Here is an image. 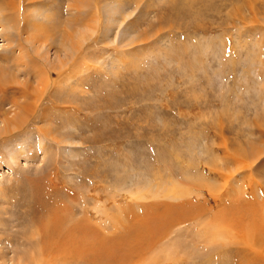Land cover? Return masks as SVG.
I'll use <instances>...</instances> for the list:
<instances>
[{"label": "rangeland", "instance_id": "374dc122", "mask_svg": "<svg viewBox=\"0 0 264 264\" xmlns=\"http://www.w3.org/2000/svg\"><path fill=\"white\" fill-rule=\"evenodd\" d=\"M72 5L23 0L0 28L7 85L38 81L5 55L46 52L55 83L51 113L0 139V264H264V0ZM62 206L83 249L45 259Z\"/></svg>", "mask_w": 264, "mask_h": 264}, {"label": "bare ground", "instance_id": "6f19581e", "mask_svg": "<svg viewBox=\"0 0 264 264\" xmlns=\"http://www.w3.org/2000/svg\"><path fill=\"white\" fill-rule=\"evenodd\" d=\"M83 1L84 0H71V2H73V5H72L73 8L72 9L74 10V12H75L77 17L81 16L80 14H81V8L83 7ZM17 2H18V0H0V8H1L0 10H2V11L3 10H7V13H9L8 11H10L11 13L12 12L15 13L16 11H19V7H20V5L23 4V0H19V5L17 4ZM14 13H12L10 15L8 14L9 16H7V17H5L4 14L3 15L0 14V21H1L0 22V28H2L3 30L5 29L6 24H3V22L5 23V21L7 23H9V25H10V23H12V24L18 23L16 18H15V16H14ZM48 18L52 19V17H48ZM71 18L73 19V16ZM74 18H75V16H74ZM76 20H77V18H76ZM67 21L70 22V20H66V25L68 24ZM70 23H72V21ZM26 24H24L23 27H25L24 31L26 30L28 32L29 31V28H28L29 26H27L28 24L27 25ZM35 25L37 26V24H35ZM36 28L41 33V31H42L41 28H38V27H36ZM12 29H13V27H12ZM33 30L34 29H32V31ZM20 31L23 32V29L21 27H20ZM30 31H31V29H30ZM2 34L4 36H6V37L8 36V34H5V33H2ZM34 34H36V33H34ZM39 35L41 36V34H39ZM36 36L38 38L40 37L37 34H36ZM11 37H12V35H11ZM8 40H9L10 44H12L14 42L10 38H8ZM29 40L31 41L32 39L29 38ZM32 41H34V40H32ZM35 41H38V39L35 40ZM80 43H81V41H80ZM80 45H76V47L73 46V49L74 48L75 49L80 48ZM38 47L37 48L34 47V51L36 52L35 54H36L37 57H38V54L40 55ZM64 47L66 49L65 45H64ZM13 51L14 50H12L10 52H13ZM62 54L65 55V57L63 56L65 59L63 61L60 60V64H58V66H59L58 68H60V69L62 68V66H65L66 64L68 65V60H69V59H66L67 52H66V54L65 53H62ZM10 55H13V53L10 54ZM8 56L5 55L4 60L3 59L2 60L3 61L6 60L8 64H10V61L13 62L14 63V66H12L13 70H17L18 73H23V75L25 77H27L28 80H30V79L34 80L35 79L38 82L36 81L37 85H36L35 88H33L34 87L33 85H32L33 87H31V88H28L29 86L27 88H24L22 86H20V87L17 86L16 87V86H13V84L15 82L12 83L11 86H8L7 83H9V81L11 79L9 80L7 78L8 76L3 74L6 71L5 70L6 68L3 69L2 66H0L1 69H3V71H4V72L2 71V73L0 72L1 75L3 74L0 77V96H1V99L4 98L2 96L7 95L8 93L10 94L11 91L13 92V94L11 93V98L9 100H3V101L1 99L0 100L2 101L3 104L4 103L12 104V107H14L18 111V113H16V116L13 117V118H10V117L8 118L5 115V120L3 121L4 122V127L0 131V139L3 136L4 137L5 136L6 137H9V136L12 137L14 135V133H17L18 130L23 128L24 124L27 122L26 119H29V118H32V117H34V118L38 117L39 112H43L41 114V117L45 118V115H47V114L49 115L52 110L49 109L50 108L49 106H46L44 109H42L40 111V107L41 106L39 105V103L43 104L44 103L43 99H44L45 96L47 97V95L49 96V102H52L53 99H54V96L51 95L52 91H50L53 88L54 84H55L52 81L51 76H50V73H51L50 71H51V69H53V67H52L53 63L50 62V58H49L48 52H46V54L42 55V57H41V60L43 61V63L47 64V67H45L44 69H39V70L35 67L36 60H34L35 59L34 57H31L32 55H29V57H27V59H25V58L16 59L14 57L15 58L14 60L12 59V56L9 59H7ZM16 60H17V62H16ZM20 61H21V63H20ZM48 65H49V67H48ZM53 66H54V64H53ZM54 69H56V67ZM27 85H28V83H27ZM24 86H26V85H24ZM49 102L46 103V105L50 104ZM0 105H1V103H0ZM1 107H0V109H1ZM16 110H15V112H16ZM46 112H47V114H46ZM8 139H11V138H8ZM39 199H40V201H42V204H40V206H42V208H43L44 205H45L44 204L45 203L44 199H42V196H39ZM45 199L47 200V198H45ZM50 207H51V204H50ZM67 207L66 206H62V210L60 212L59 211H55V210L52 211V212H49L48 214H50V218H47V221L41 222V233H42L41 235H42L43 238L40 239V241H39L40 248L37 250L38 251V253H37L38 256H41L42 254H44V258L46 259V258H48V256H50L53 253L52 249H55L54 251H58L59 250L58 252H60V253H65L66 255L65 254L64 255L66 257L70 256L72 252L75 253L76 255H78L77 253H79V255H80V252L83 249L82 248V246H83L82 243H84V238L82 236L84 231H83V228L81 226L82 222L78 223V225H71L70 223L73 222V219L70 218V216H68V215L65 216V215L62 214L63 212H67L68 210H70ZM45 208H47V207H45ZM78 236H81V240H79V241H77L78 240ZM70 244H71V248L73 250L69 249V245ZM50 259H51V257H50Z\"/></svg>", "mask_w": 264, "mask_h": 264}]
</instances>
